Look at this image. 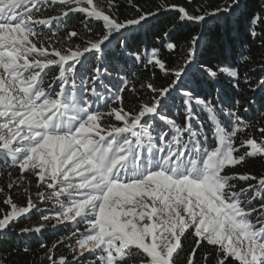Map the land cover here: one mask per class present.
Instances as JSON below:
<instances>
[{
  "label": "snow or ice",
  "instance_id": "snow-or-ice-1",
  "mask_svg": "<svg viewBox=\"0 0 264 264\" xmlns=\"http://www.w3.org/2000/svg\"><path fill=\"white\" fill-rule=\"evenodd\" d=\"M115 7L113 0L107 11L94 0H0V175L6 171L7 188L26 197L18 206L5 193L11 210L0 215V237L71 228L41 244L47 264H178L181 257V264H264V173L235 170L264 160V122L254 129L260 139L237 143L249 127L242 101L244 113L255 105L264 113V77L247 82L240 70L257 59L253 50L264 65V0H211L193 12L160 0L155 10L133 5L136 16L124 19ZM161 12L205 29L222 25L223 59H201L206 33L190 32L181 49L165 31L161 47L131 50L126 31ZM73 13L98 22L99 33L67 30L60 38ZM181 51L182 58L167 55ZM114 59L152 71L137 88L128 71L109 66ZM224 80L254 97L236 98ZM125 90L148 95L126 108ZM46 203L57 209L40 220L54 223L18 228ZM61 247L70 255L58 254Z\"/></svg>",
  "mask_w": 264,
  "mask_h": 264
},
{
  "label": "trees",
  "instance_id": "trees-1",
  "mask_svg": "<svg viewBox=\"0 0 264 264\" xmlns=\"http://www.w3.org/2000/svg\"><path fill=\"white\" fill-rule=\"evenodd\" d=\"M115 3V11L116 14L120 17V19L124 18H133L136 16L135 9L133 5H139L145 11L147 10H155L156 6L160 3V0H113ZM253 3H258V0H252ZM94 3L103 8L105 11L108 10L109 0H94ZM164 3H176L181 6H185L188 8L190 12H193L196 5L203 4L204 7H209L211 4V0H193L192 5L187 4V0H164ZM48 12H51L52 9H47ZM66 29H61L59 33V37L63 38L66 34L67 30H76L81 34H84L88 28L92 29V32L89 33L91 36H95L99 33L101 25L94 21L88 20L81 13H73L70 14L66 20ZM167 31L169 33V41L170 42H179V46L181 49L185 47L186 38H188L189 33L191 32L193 35L198 33H206L205 40L208 42V49L202 55L201 59L203 61L209 62L213 65L217 64L218 61H221L223 57L221 56L222 49V37L224 36V29L221 25L219 28L216 26L214 22H209L207 24L206 29L197 25H193L190 22H180L178 20V15L175 12H161L155 18H150L143 26V28L137 27L135 30L126 31L125 35L127 37L128 43L132 44L131 50L139 49L141 54H145L146 52H150L153 47H161L164 42L163 33ZM76 42H80L78 38H74ZM112 50L116 52V56H120V52L122 49L117 48V42H113ZM162 55H165L163 49L161 51ZM167 55H171L175 58L179 55L181 58L183 57V51L176 53H170ZM231 56V53L228 54ZM252 55L257 59L252 60L251 62H245L241 66L240 70L244 76L248 77L247 82H255L259 78L264 77V65L259 61V56L261 55L259 50H253ZM239 56V52L237 53V57ZM177 63H181L182 59L177 60ZM114 65L121 72L128 71L130 73L129 79H133V82L136 83L137 88H139V81L143 80L145 77L149 76L152 69H142L139 66L133 69L131 66V61L129 60L127 69H125L123 61L120 59H114L112 63L109 65L110 67ZM247 69V71H246ZM56 73H50L47 77L48 80H51L52 76ZM117 76L116 72L112 73V77L115 78ZM161 74L156 73V76L153 78H160ZM161 82H163L161 80ZM242 82L243 76H242ZM221 85L227 89V91L233 94L236 98H239L242 95L247 94L249 97H254V93H252L249 89L244 88L242 91H236L232 89L226 80L221 81ZM125 100L126 108H130L133 105L137 104L140 100H143L147 97V93L145 92L143 95L133 96L127 90L123 93ZM240 109V114L245 117L248 121L249 127L245 129L241 127L240 133L237 136V143H239L240 139H244L247 136H255L257 139H260L259 133L255 132L254 129L258 128L262 121L261 117L264 115L261 110H259V105L253 106V108L248 112L244 113L243 108L249 107L247 101H242L241 105L238 106ZM172 114L176 119H179L180 113L178 109H173ZM107 122V121H105ZM211 143V140L209 141ZM243 151V150H242ZM0 168H4V165H0ZM14 172V174H18L15 169H10ZM240 173L249 172L254 175H260L264 173V160L260 158H249L246 162L235 169ZM8 178L5 174L0 175V188H3L4 191L0 192V215L8 211V205H5L4 200L6 199L5 193L11 192L7 188ZM241 186H245L242 182ZM48 206V204L46 203ZM44 214L43 210L38 211L36 213H32L31 215L21 217L17 222L19 227H34L41 223L40 220L41 215ZM74 227V226H72ZM17 228V230H18ZM71 228H62L60 230L52 229L51 227L46 228L39 234H31L28 237L24 238H13V237H0V259L9 260L10 264H47L45 259L46 249L41 247V244L50 246L51 243L55 242L58 236H62L65 232H70ZM186 244L191 246L193 241L189 239ZM27 247L29 250L27 252L24 251V248ZM58 254L70 255L66 248H59ZM187 254V249L185 251V255ZM183 257H181V261H178V264H181Z\"/></svg>",
  "mask_w": 264,
  "mask_h": 264
},
{
  "label": "rangeland",
  "instance_id": "rangeland-1",
  "mask_svg": "<svg viewBox=\"0 0 264 264\" xmlns=\"http://www.w3.org/2000/svg\"><path fill=\"white\" fill-rule=\"evenodd\" d=\"M18 175V174H17ZM17 189H13L11 192L8 193V195H11L13 197V201L14 203H17L18 206H23L26 202V197H23V196H18L17 195ZM30 191L33 193V196L35 198V192H36V189L34 186H32L30 188ZM48 206L46 204H43V205H38L39 206V211H42L43 210V213L44 214H48V215H54V211L57 209V206L56 205H53V204H50V203H47ZM6 205V204H5ZM10 206H8V211H10ZM7 211V212H8ZM38 211H33V213H36ZM32 214V213H31ZM29 214V215H31ZM43 222V221H42ZM43 223H46V224H51V223H54V221H49V222H43ZM37 226V225H35ZM34 226V227H35ZM49 228V227H47Z\"/></svg>",
  "mask_w": 264,
  "mask_h": 264
}]
</instances>
